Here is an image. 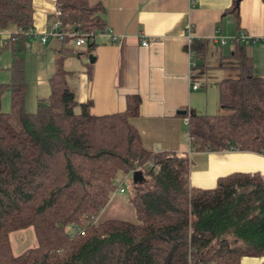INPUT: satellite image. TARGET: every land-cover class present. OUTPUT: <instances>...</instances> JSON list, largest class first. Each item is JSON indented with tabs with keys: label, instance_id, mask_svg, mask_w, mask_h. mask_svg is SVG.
<instances>
[{
	"label": "trees",
	"instance_id": "16d2710c",
	"mask_svg": "<svg viewBox=\"0 0 264 264\" xmlns=\"http://www.w3.org/2000/svg\"><path fill=\"white\" fill-rule=\"evenodd\" d=\"M56 7L64 37L54 39L62 46L48 97L25 111L21 60L11 81L0 83V264H240L245 257L264 264V176L236 172L217 178L213 189L194 188L187 156L144 147L131 124L139 116L137 95L126 97L122 113L92 115V103H78L69 89L63 64L81 53L71 34L92 35L84 53L93 52L106 29L105 9L88 0H56ZM236 11L234 4L229 12L237 17ZM10 29L16 40L9 46L23 47L33 30L32 0H0V31ZM233 48L224 68L237 75L218 86L227 114L186 115L188 144L196 153L236 148L264 156V80L245 46ZM190 51L202 57L203 42H192ZM5 91L7 113L1 111ZM135 171L144 178L128 200L135 223L97 222L118 175ZM28 228L37 246L14 256L9 236Z\"/></svg>",
	"mask_w": 264,
	"mask_h": 264
},
{
	"label": "crops",
	"instance_id": "0c3cea01",
	"mask_svg": "<svg viewBox=\"0 0 264 264\" xmlns=\"http://www.w3.org/2000/svg\"><path fill=\"white\" fill-rule=\"evenodd\" d=\"M90 5L100 3L105 9L106 28L115 36L96 37V46L90 54L86 47L76 49L64 60L68 73L66 82L78 103L91 102L90 113L105 116L122 113L126 97L137 95L139 116L131 120L144 147L154 153H169L190 160V185L199 189H213L216 179L231 173H258L264 176V156L250 152L221 153L194 152L188 144L187 116L221 115L218 86L221 81L234 78V70L224 68L232 62L231 38L242 34L252 38L264 35V0H88ZM236 4L237 17L229 10ZM56 9V0H32L34 39L26 44L9 46L7 34L0 31V83L12 79V66L21 60L27 90L38 85L49 91V79L54 71V60L61 49L59 41L49 39L41 44L39 37L49 27V18ZM148 41L147 47L141 41ZM191 39V42L189 41ZM225 45H219V40ZM202 41L204 53L196 57L190 44ZM49 49H45L50 43ZM73 49V47L71 46ZM38 50L33 63L32 82L27 80L25 50ZM245 55L251 60L254 73L264 80V42L245 46ZM28 53L30 55L31 53ZM92 63H90V61ZM87 63L92 65L89 76ZM196 85L197 89L191 86ZM40 96V95H39ZM36 96L37 107L45 96ZM26 97V95H25ZM3 107V106H2ZM7 108V105L5 109ZM28 109L26 98L24 109ZM185 112V115L178 114ZM134 173V172H133ZM133 173L123 175V181ZM123 192V190L121 191ZM263 258L245 257L240 264H260Z\"/></svg>",
	"mask_w": 264,
	"mask_h": 264
},
{
	"label": "rangeland",
	"instance_id": "374dc122",
	"mask_svg": "<svg viewBox=\"0 0 264 264\" xmlns=\"http://www.w3.org/2000/svg\"><path fill=\"white\" fill-rule=\"evenodd\" d=\"M52 42H50L45 49H49V46L51 45ZM30 51L25 50L22 54L24 58H27V56L30 58V60L25 62L26 64V72H27V80L32 82V77L34 75L33 68L30 63H33L32 57H35V52H39L38 50L35 51L32 50L30 52L31 54L28 55ZM49 94V91L47 90V87L45 88V92H42L41 89H39L38 85H33L28 88V91L26 93V101L28 105V109L32 110L31 105L33 106V111L36 110L37 107L34 105L35 97L36 96H45L41 97L39 96L40 99L42 98H47ZM7 105V108L5 109ZM3 106V107H2ZM1 111L4 113H7L9 111V92L5 91L2 96H1ZM26 112H29L26 110ZM224 114H227L225 111H223ZM222 113V114H223ZM196 169L191 167L190 172H195ZM121 173L118 175L116 179L117 187L118 189L116 192L111 196L110 201L108 205L99 213L96 221L97 222H104L107 220H122V221H127L131 223H135V215H134V210L133 207L129 204L128 200L133 194V191L135 187L131 184V178L128 179L127 181H123L120 185V182L122 177H120ZM124 175V174H123ZM123 190V192H121ZM73 227H67L66 231L69 234H72L74 232ZM10 243H11V248H12V254L14 256H18L22 252L34 248L37 246L34 234H33V229L28 228L25 230H20L16 231L10 234Z\"/></svg>",
	"mask_w": 264,
	"mask_h": 264
},
{
	"label": "built area",
	"instance_id": "2783aa9c",
	"mask_svg": "<svg viewBox=\"0 0 264 264\" xmlns=\"http://www.w3.org/2000/svg\"><path fill=\"white\" fill-rule=\"evenodd\" d=\"M61 13L59 11V9L56 7L54 13H53V19L52 21L49 23V27L47 29V31L42 34L40 37H39V40H40V43L41 44H45L47 40L49 39H62L64 37V34H62L61 32H59V29H60V26H61V22L59 20V17H60ZM7 37V40L8 41H15L16 40V37L14 35H6ZM26 38L31 40V39H34L36 37V35L34 34L33 31H30L29 33H26L25 34ZM72 38H73V43H72V46L74 48H83V47H86L89 40L91 39L92 35H82V34H78V33H75V34H71L70 35ZM100 36H106V37H109L110 39V42L111 43H115L116 41V38L114 35H112L111 31L108 30L107 28L105 30H103L101 33H100ZM189 41L191 42V39H189ZM264 42V35H261L260 37H256V38H252L248 35H245V34H242L240 36H237V37H234V38H231L229 40V42H231L232 44H241V45H244V46H252L254 44H256L257 42ZM219 45H225V41L224 40H219L218 41ZM141 46L142 47H147L148 46V41L143 39L141 41ZM192 89H197V86L196 85H193L191 86ZM231 150H234V151H238V149L234 148V149H231ZM115 185H117V183L115 182ZM118 189V187H117Z\"/></svg>",
	"mask_w": 264,
	"mask_h": 264
},
{
	"label": "water",
	"instance_id": "95a60500",
	"mask_svg": "<svg viewBox=\"0 0 264 264\" xmlns=\"http://www.w3.org/2000/svg\"><path fill=\"white\" fill-rule=\"evenodd\" d=\"M93 60L90 61L92 63ZM178 114L185 115V112H179ZM132 182L134 185H140L144 182V178L142 177V174L135 171L132 175Z\"/></svg>",
	"mask_w": 264,
	"mask_h": 264
}]
</instances>
